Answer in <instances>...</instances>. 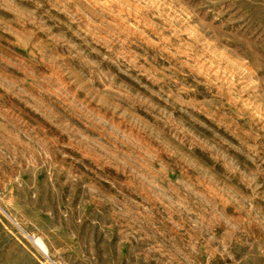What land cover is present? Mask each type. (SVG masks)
<instances>
[{"label":"rangeland","instance_id":"obj_1","mask_svg":"<svg viewBox=\"0 0 264 264\" xmlns=\"http://www.w3.org/2000/svg\"><path fill=\"white\" fill-rule=\"evenodd\" d=\"M0 264H264V0H0Z\"/></svg>","mask_w":264,"mask_h":264},{"label":"bare ground","instance_id":"obj_2","mask_svg":"<svg viewBox=\"0 0 264 264\" xmlns=\"http://www.w3.org/2000/svg\"><path fill=\"white\" fill-rule=\"evenodd\" d=\"M39 242L42 244V242L39 240ZM42 246H44L43 244H42Z\"/></svg>","mask_w":264,"mask_h":264}]
</instances>
